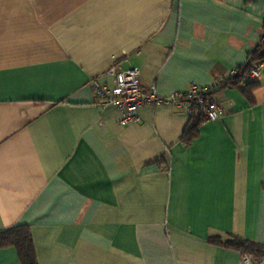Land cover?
Listing matches in <instances>:
<instances>
[{
	"label": "crops",
	"instance_id": "1",
	"mask_svg": "<svg viewBox=\"0 0 264 264\" xmlns=\"http://www.w3.org/2000/svg\"><path fill=\"white\" fill-rule=\"evenodd\" d=\"M263 31L264 0H0V233L29 225L38 264H241L209 240L264 245V75L251 99L219 92L224 116L189 145L186 112L122 126L91 81L207 87Z\"/></svg>",
	"mask_w": 264,
	"mask_h": 264
},
{
	"label": "built area",
	"instance_id": "2",
	"mask_svg": "<svg viewBox=\"0 0 264 264\" xmlns=\"http://www.w3.org/2000/svg\"><path fill=\"white\" fill-rule=\"evenodd\" d=\"M261 43L264 44V34ZM264 63L256 65L248 75V80L256 82L264 75ZM114 76L112 86L100 84L93 79L91 85L97 104L100 106H114L121 112L120 124L128 126L139 120L138 111L144 106L161 107L172 106L186 112L189 116L197 109L202 110L205 122L218 121L224 116L223 108L217 104L216 96L211 98L207 94L218 89L226 79L232 78L236 70L227 78L214 80L207 87L191 86L186 92H174L164 96L158 93L155 86L145 87L142 84V74L137 68L119 71L115 67L108 70ZM241 264H264V257L258 260L250 255H242Z\"/></svg>",
	"mask_w": 264,
	"mask_h": 264
},
{
	"label": "trees",
	"instance_id": "3",
	"mask_svg": "<svg viewBox=\"0 0 264 264\" xmlns=\"http://www.w3.org/2000/svg\"><path fill=\"white\" fill-rule=\"evenodd\" d=\"M259 63H264V44H261L260 47L256 48V50L250 55L249 61L236 70L234 77L226 79L223 85L208 93L207 97L211 98L225 88L233 87L240 88L244 95L251 99V93L257 87V84L249 81L248 75ZM242 84H245V88L242 87ZM204 122L202 110L197 109L195 113L190 116V121L184 130L182 141L187 145L191 144L193 140L198 137L199 129ZM209 242L227 249L235 250L242 255H250L258 260H261L264 257V245L252 241L234 238L223 242L219 238H211ZM9 247H13L17 250L21 264H38L29 225H18L0 233V248Z\"/></svg>",
	"mask_w": 264,
	"mask_h": 264
}]
</instances>
